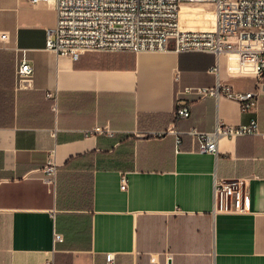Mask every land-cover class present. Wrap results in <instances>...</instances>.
I'll return each instance as SVG.
<instances>
[{"label": "crops", "instance_id": "crops-1", "mask_svg": "<svg viewBox=\"0 0 264 264\" xmlns=\"http://www.w3.org/2000/svg\"><path fill=\"white\" fill-rule=\"evenodd\" d=\"M56 23L50 1L0 0V264H105L107 253L117 264H264V136L220 139L212 155L188 134L253 120L264 134V76H230L225 54L57 55L46 50ZM218 78L257 92V107L184 92ZM179 105L188 119H175ZM106 126L115 138L90 135ZM216 179L243 180L249 211L215 212Z\"/></svg>", "mask_w": 264, "mask_h": 264}, {"label": "built area", "instance_id": "built-area-1", "mask_svg": "<svg viewBox=\"0 0 264 264\" xmlns=\"http://www.w3.org/2000/svg\"><path fill=\"white\" fill-rule=\"evenodd\" d=\"M31 4L50 1L57 13L56 26L47 32L46 50L78 59L87 52L133 53L166 52L225 54L229 74L233 77L264 76V0H28ZM212 5L213 12L206 6ZM197 9L199 18L182 22L183 8ZM218 75L219 66L210 68ZM20 83L30 82L34 68L25 55L17 64ZM179 76L176 77V80ZM185 93L239 102L244 110L256 108L259 95L255 91H236L219 78L212 87L186 88ZM190 107L177 106L175 119H188ZM169 133L176 134L173 130ZM188 134L198 146V153L218 155L220 139L264 136L257 120L249 124L229 126L218 123L213 132L191 129ZM90 135L114 137L106 127ZM163 134H160L162 136ZM181 138L176 137L179 151ZM55 151L49 153L44 172L54 183L57 173ZM243 180L216 179L214 210L225 214L245 213L250 197ZM128 187L127 173L121 174V189ZM60 234L56 241H62ZM105 264H117L115 254H106Z\"/></svg>", "mask_w": 264, "mask_h": 264}, {"label": "rangeland", "instance_id": "rangeland-1", "mask_svg": "<svg viewBox=\"0 0 264 264\" xmlns=\"http://www.w3.org/2000/svg\"><path fill=\"white\" fill-rule=\"evenodd\" d=\"M206 8H207L208 12H213V7L211 5L206 6ZM182 12L184 13V15H183V21L184 22H186V20H188L189 18H194V15H196V12L200 13V11L193 9V7H192V9H190V8L188 9V8L184 7ZM104 136H106V135H104ZM112 138H115V136Z\"/></svg>", "mask_w": 264, "mask_h": 264}, {"label": "bare ground", "instance_id": "bare-ground-1", "mask_svg": "<svg viewBox=\"0 0 264 264\" xmlns=\"http://www.w3.org/2000/svg\"><path fill=\"white\" fill-rule=\"evenodd\" d=\"M181 18H182V13H181Z\"/></svg>", "mask_w": 264, "mask_h": 264}]
</instances>
